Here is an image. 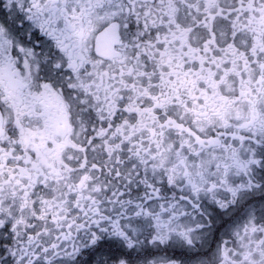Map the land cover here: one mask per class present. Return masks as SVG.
Listing matches in <instances>:
<instances>
[{
	"label": "snow or ice",
	"instance_id": "obj_1",
	"mask_svg": "<svg viewBox=\"0 0 264 264\" xmlns=\"http://www.w3.org/2000/svg\"><path fill=\"white\" fill-rule=\"evenodd\" d=\"M0 264H264V0H0Z\"/></svg>",
	"mask_w": 264,
	"mask_h": 264
}]
</instances>
